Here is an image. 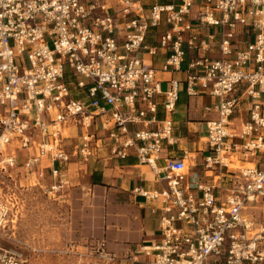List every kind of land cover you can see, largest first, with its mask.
Masks as SVG:
<instances>
[{"label": "built area", "instance_id": "built-area-1", "mask_svg": "<svg viewBox=\"0 0 264 264\" xmlns=\"http://www.w3.org/2000/svg\"><path fill=\"white\" fill-rule=\"evenodd\" d=\"M160 1L144 9L129 0L115 3L121 8L111 0H0V170L19 164L42 179L47 169L54 195L68 185L64 165L71 156L87 162L102 132L111 155L132 149L163 185L141 192L162 204L159 240L138 247L147 264H264V223L247 212L264 203V0ZM159 52L161 71L182 72L183 81L157 78L145 56ZM182 86L187 96L201 89L215 99L204 108L215 114L206 121L210 182L197 172L188 179L190 156L165 147L174 144L170 115ZM243 104L236 131L231 119ZM70 127L85 132L67 151ZM223 151L251 166L227 167Z\"/></svg>", "mask_w": 264, "mask_h": 264}, {"label": "rangeland", "instance_id": "rangeland-1", "mask_svg": "<svg viewBox=\"0 0 264 264\" xmlns=\"http://www.w3.org/2000/svg\"><path fill=\"white\" fill-rule=\"evenodd\" d=\"M211 105L208 101L203 107ZM84 132L81 128L65 129V149L70 151ZM103 135L98 132L99 137ZM15 154L18 162L23 159L20 151ZM236 157L237 167L249 166L239 154ZM190 161L185 162L186 171ZM47 163L43 160L41 166ZM93 164L92 157L83 162L79 156H71L65 174L68 185L54 195L46 189L48 171L42 179H35L19 164L11 172L0 170V264H113L103 255H114L112 248L123 243L118 234L121 227L126 222L130 228L137 219L121 197L107 198L92 188V174L97 172ZM249 206L253 207L247 212L264 223V203Z\"/></svg>", "mask_w": 264, "mask_h": 264}, {"label": "crops", "instance_id": "crops-1", "mask_svg": "<svg viewBox=\"0 0 264 264\" xmlns=\"http://www.w3.org/2000/svg\"><path fill=\"white\" fill-rule=\"evenodd\" d=\"M120 1L124 3L123 0H115L111 1V3L114 8H121L119 4L115 5V3H120ZM129 1L134 5L140 4L144 9H148L154 4V0ZM162 1H160V3ZM162 30L163 27L161 26L158 31ZM210 31L219 32V30L215 28H212ZM146 42L151 45L155 44V37L149 35ZM210 55L216 57V50L214 49ZM165 56V52H159L152 58L145 56V59L156 70L157 78L160 80H165L173 76L183 81L184 74L182 72L171 73L161 71ZM164 86L165 84L162 83V87ZM208 101L213 103L215 99L207 95L201 89H197L196 95L187 96L182 86L175 111L170 115L173 122L172 136L174 144L165 147L173 156L182 157L183 152L190 156V168L187 171V177L190 180L194 172H197L201 181L210 182L212 179V175L208 174L203 168L204 159L210 153L206 142V121L215 117L214 113H206L204 111L203 105ZM245 109L246 105L243 104L241 106V112L234 113L231 119V123H233L236 131L239 128L240 122L246 118ZM157 116L159 119L164 117L161 107L158 109ZM99 138L104 142L103 144H98L99 147L94 150L92 156L94 162L92 165L94 166L93 171H97L96 174H92L95 176L93 177L95 182L92 188L96 191L104 192L107 198L112 195L117 196V198L121 197L125 200L124 204L131 207L130 211H134L133 216L137 219L135 223H131L130 228L127 227L125 222V225H123L120 232H118L123 243L115 244L112 248L115 251L114 256L116 257L113 264H147L150 258L144 256L138 247L149 245L151 242L159 240L158 223L162 204L159 200H149L145 198L141 192L160 190L163 185L157 181V177L151 170V167L146 163H141L132 149L127 150L126 157L119 158L111 155L110 143L106 141L105 136ZM164 152L165 151H163V153ZM161 156H163V154ZM235 162L237 163L239 161L233 156L232 160H229L227 166L229 168L237 167ZM68 164L64 165L66 172H68ZM48 165L47 163L46 166ZM162 165L163 159L160 158L155 161L156 167ZM249 166L251 165L249 164ZM45 171L48 170L46 169ZM128 238H131L132 242L124 243V240ZM136 243L137 245H135Z\"/></svg>", "mask_w": 264, "mask_h": 264}, {"label": "bare ground", "instance_id": "bare-ground-1", "mask_svg": "<svg viewBox=\"0 0 264 264\" xmlns=\"http://www.w3.org/2000/svg\"><path fill=\"white\" fill-rule=\"evenodd\" d=\"M135 5H137V4H135ZM64 134V133H63ZM233 156H237V154L236 153H231V152H221V154H220V158H221V160H222V162L223 163H225V165L227 166L229 163V160H232V157ZM237 158V157H236ZM225 161H227V162H225Z\"/></svg>", "mask_w": 264, "mask_h": 264}, {"label": "trees", "instance_id": "trees-1", "mask_svg": "<svg viewBox=\"0 0 264 264\" xmlns=\"http://www.w3.org/2000/svg\"><path fill=\"white\" fill-rule=\"evenodd\" d=\"M167 2H168V1H166V0H163V1L161 2V4H162V3H167Z\"/></svg>", "mask_w": 264, "mask_h": 264}]
</instances>
